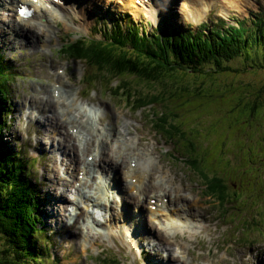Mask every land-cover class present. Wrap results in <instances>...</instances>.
<instances>
[{
	"label": "rangeland",
	"instance_id": "rangeland-1",
	"mask_svg": "<svg viewBox=\"0 0 264 264\" xmlns=\"http://www.w3.org/2000/svg\"><path fill=\"white\" fill-rule=\"evenodd\" d=\"M5 1L1 0L4 7L0 8V12L4 13L2 17L12 18L9 13L15 11H11L10 5ZM79 1L91 4L85 9L87 19H83V21L89 22L88 26H79L81 20L76 14L65 19L56 17L52 13L55 23L49 24V30L42 32L43 36H33V42L28 46L26 40H12L16 34L13 30L8 31L11 28L10 25L7 26L8 29L5 28L6 31L2 29L1 32L0 30V50H2L4 58L12 61L17 73V77L9 85L7 99L11 105V118L7 117L6 119L3 137L10 146L20 147L26 152L28 158H34L33 162L36 166L33 174L39 180V196L42 203L40 206L42 229L47 232H45V246L48 253L45 259L48 264H210V260L216 264H264V68H248L247 70L244 68L243 60L237 58L230 62L232 71L212 75L200 74L195 81L203 80L204 84L191 89L194 91L193 97L187 98L180 104H175V101L170 102L168 106L170 110L166 108L164 114L169 110V116L178 115L174 120L179 126V132L175 134V137L182 138L184 146L192 154L189 158L188 154L185 155V147L176 145L177 147L174 148L168 143V135H159L152 131L154 129L151 127L149 119L153 104L144 105L143 101H140L139 109L133 111L129 108L131 98L125 105L124 98H118V94L112 92L111 87L107 84L109 76H101L102 83L97 82L93 85L91 92L85 95L83 88L85 85L81 81L85 71L84 64L79 60L65 58L60 51L58 52L63 38L71 40L81 35L94 34L96 27L93 26V23L96 16L104 23L103 27L107 24H111L113 27L115 19H124L126 17L123 16L128 14V18H135L139 21L138 24L143 27L149 24L150 29L145 28L148 31H151L155 26L166 27L165 23H167L169 30L185 32L186 24H191L195 28V25L206 21L207 28L216 26L219 28L220 25L218 26L215 22H220L217 20L219 12L224 15L220 1L215 0L209 13L199 21L188 19V9L185 8L186 0H169L163 10L164 15L155 20L148 18L144 12L134 16L124 9L119 10V2L113 4L112 1L107 3L106 0ZM246 2L237 1V5H232L227 10L228 12H225L227 19L224 23L231 25L233 21L246 22L251 16L264 13V0H246ZM75 7L77 13L81 8V2L76 3ZM11 8L15 9V6ZM59 15H62V11H59ZM72 16L78 18L77 22ZM42 20L49 22L46 18ZM1 23H4V20ZM9 23L11 24V22ZM42 27L44 28V26ZM176 34L173 33V35ZM47 35L49 38L46 37ZM256 63L264 64V56L259 55ZM64 69L65 73L63 74ZM57 73L65 80H69V83L71 82L70 88L74 92L75 104L85 108L89 120L94 121V125L107 126V122L111 121L121 126L126 121L128 134L125 135V142L132 146L135 152L143 153L146 163L149 160L152 161L153 167H155L153 177H157V181L161 178L160 175H164L177 187L184 185L187 186L186 188H191L192 191H184L186 195L188 193V197H191L189 194L191 193L203 198L204 203L200 207L208 208L206 215L207 217L212 216L213 219L208 224L202 220L200 224L202 227L199 228L198 234H190L187 231H177L176 229L179 236L185 235L187 238L186 240H173L171 236L174 235L173 231L169 225L166 226L170 221L180 224L184 218L167 213L168 220L151 222L152 220L146 212L149 208L146 197L143 201V211L146 214L141 219L136 218L133 211L136 199L132 195L137 194L132 186L131 190L127 189L126 185L129 180L122 178V171L117 176L119 182L124 184L121 187H125V190L123 188L120 194L126 206L117 207L124 215H134L131 217L132 221H127L128 224L119 216V211L114 217L112 214L110 218L108 208H96L95 211L94 208L82 203L80 208L82 213L84 211L93 213L95 219L101 220L100 222L103 224L97 226L92 221L94 229H97V232L101 231V234L98 233V236L94 237V241L93 238L86 237L83 233L86 228L84 225L86 213L75 218L71 215V212L74 213L72 206H68V210H60V217L58 216L56 208L60 209V206L56 204L63 203L64 200L60 199L57 191H53L51 188L56 189L57 187L60 190H65V181L61 182V186L54 187L48 179L51 171L47 167H54L53 159L55 160V156L51 155L48 147L53 148L57 144L59 135L63 139L64 134L60 132V127L56 128L57 134L51 133L52 130L43 134L41 128L45 124H41L39 120L42 116H38L40 118L35 121L34 116L38 114V109L30 107L31 95L45 98V91L51 92V84L55 78L48 75ZM104 78H107V81ZM184 78L191 82L194 80L191 75H185ZM130 82L136 86L141 95L152 93V89L148 85L138 84L135 79ZM153 88L155 91L160 89L158 85H153ZM67 95L69 98L70 93ZM105 104L110 106L109 110ZM154 108L153 113L160 115L159 110H163L162 105L154 103ZM48 114H50L49 109ZM42 122H46V119ZM74 122L78 124L76 121ZM78 125L80 126V124ZM68 129H70L69 126ZM61 130L65 131L64 128ZM141 136L143 138L138 140ZM175 150L180 151V157ZM57 151L58 149H56V153ZM69 153H67L68 157ZM91 155L89 156L90 160H92ZM201 156H203V162L200 160ZM120 157L117 156V159L119 160ZM57 158H60L59 154H57ZM191 159L199 160V166L204 171L196 170L190 166ZM59 165V176L67 177L68 172H65V166ZM161 166H163L161 169L163 172L157 173ZM92 167L95 170L98 166L95 164ZM215 172L220 174L215 178L223 176L228 184L225 194L227 197L223 203L218 194L209 192V176H214ZM79 173L75 178L82 177V171ZM95 174L107 178V174L102 172L100 167L95 170ZM93 180L94 178L91 176L89 181ZM108 180L111 181L109 178ZM129 185L131 184L128 183ZM158 187L157 190L161 188L160 185ZM72 188L66 192V194H70L71 198L75 196V190ZM84 190L87 191V188L84 187ZM161 190L164 192V188ZM122 191L126 192L122 195ZM52 197L55 199L56 206L50 203ZM113 197L115 199V202L113 199V203L116 204L120 199L118 192H115ZM169 198L170 196L167 195V199ZM228 200L232 203L227 204ZM149 210L151 209L149 208ZM202 210L200 208L199 212ZM69 220L73 224L69 225ZM89 220L91 221V218ZM152 223L158 226L157 229H162L169 238L167 244L161 245L157 239L153 241V234L148 230H141L143 235L139 241L136 240L135 228L141 229L144 224L152 225ZM117 226L120 228L117 229ZM169 244L170 246H168ZM166 256H174L177 261L176 259L168 260Z\"/></svg>",
	"mask_w": 264,
	"mask_h": 264
},
{
	"label": "trees",
	"instance_id": "trees-1",
	"mask_svg": "<svg viewBox=\"0 0 264 264\" xmlns=\"http://www.w3.org/2000/svg\"><path fill=\"white\" fill-rule=\"evenodd\" d=\"M251 17L248 22L236 21L226 30L216 27L201 30L203 25L194 30L187 25L185 32L170 31L167 26H155L148 31L149 26L143 27L127 17L115 21L114 28L111 24L103 27V22L95 20L94 34L71 40L63 38L58 52L84 64L85 87L100 76H109L108 86L118 98H124L125 105L129 98L134 110L139 109L140 101L144 105L153 104L151 127L159 135H168V143L174 148L185 147L182 138L175 137L179 126L174 120L178 115L169 116L170 102L180 104L193 97L191 89L204 84L203 80L195 81L200 74L232 71L230 62L237 58L243 60L247 70L264 68V64L256 63L259 55L264 56V13ZM15 69L0 50V264H48L45 259L47 232L42 229V203L39 180L33 174L34 158H28L20 147L10 146L3 137L6 119L11 118L7 95L10 83L17 77ZM185 75H191L194 80H185ZM133 79L148 85L152 93L141 95L131 84ZM153 85H158L159 91ZM154 103L162 105L160 115L153 113ZM175 152L181 156L180 151ZM184 152L191 158L186 147ZM200 160L203 162V156ZM190 163L196 170H203L199 160L191 159ZM216 175L220 174L215 172L209 176L208 188L210 193H219L223 203L228 184L223 176L215 178Z\"/></svg>",
	"mask_w": 264,
	"mask_h": 264
},
{
	"label": "bare ground",
	"instance_id": "bare-ground-1",
	"mask_svg": "<svg viewBox=\"0 0 264 264\" xmlns=\"http://www.w3.org/2000/svg\"><path fill=\"white\" fill-rule=\"evenodd\" d=\"M106 1L107 3H109V1H112L113 4H117V2H119L120 3V5L118 6L119 10L124 9L134 16L139 14L140 12H144L147 14L148 18L155 20L156 18L159 19L164 15L165 12L163 10L169 0H154V4L152 6L147 5L146 7L142 5L143 0H137L138 1L137 4L135 3V0H106ZM214 1L215 0H186L185 8L188 9V13H187L188 19L190 18L189 20L191 21H195V19L196 21H199V19L204 17L205 14L209 13V10L212 8ZM219 1L222 7V11H223L222 13H224L223 15L219 12V18L217 19L220 20L219 23L221 26H224V24H222L221 21L225 22L227 19V15L225 12H227V10H229L232 7V5L233 6L237 5L236 3L237 1H239L240 3L242 1L247 3L246 0H219ZM7 2L10 5L9 9L11 11L14 10L15 12L13 13L10 12L9 14L11 15L12 18L7 17V19L2 17L4 13L0 12V30L1 32L3 30L6 31V29H8L7 26L10 25L11 28L8 31L13 30L16 34L15 36L12 37V40L13 41L26 40L27 46L33 42L32 40L33 36L36 37L43 36L42 32L46 31L47 29L49 30V24L51 22L55 23L52 13L53 15L55 14L54 16L56 17H63L65 19L67 17H71L72 14H76L78 17H80L81 20L79 22V26L81 27L85 25L88 26L89 24V22L85 20L83 21V19H87V12L85 9L87 8V6H90L91 4L88 5L83 1L6 0L5 3ZM78 2H81V8L78 9L76 13L75 5ZM12 6H15V9L11 8ZM23 6L32 9L33 13L28 16L22 15L20 9ZM0 8H4L1 0H0ZM59 11H62V15H59ZM131 11H133L134 13ZM25 14H27V12ZM72 17H74L75 19L74 21L77 22L78 18L75 16ZM45 18L48 19L49 22L42 20ZM127 19H129V21L138 22L135 18L130 19L127 17ZM3 20L4 23H1V21L3 22ZM95 20L100 21V18L96 16L94 19V23ZM119 20L115 19V21H119ZM9 22H11V24ZM42 26H44V28ZM107 26L109 25L107 24ZM46 37L49 38V35H47ZM74 60H78V59H74ZM62 73L63 74L65 73V69L63 70ZM48 76L55 78L54 82L51 84V92L48 93V91L46 90L45 98H41V97L39 98L36 97L35 95H31L30 107L38 109L37 111L38 114L34 116V118H36L35 121H37V118L38 119L40 118L38 116L40 115L42 116L39 120L41 121V124H45L41 128L43 130V134L48 130L49 131L52 130L51 133L57 134L56 128L60 127V132L64 134L63 139L66 140L64 142L61 135L58 134L59 138L57 139L56 142L57 144H55L53 148L48 147V150H50L51 155L55 156V160L53 159L54 167L53 166L47 167L49 168V171H51V174L48 179H50V182L54 185V187L61 186L62 184L61 182L65 181L64 189L66 191L60 190L57 187L56 189L51 188L49 186L51 190L57 191V195H59L60 199L64 200L63 203L56 204L60 206V209L59 207L56 208L59 217L61 214L60 210L64 209V211H67L68 206H72L74 213L71 212V215H73L75 218H78L80 217V215H84V213H86L88 216L86 215V217L84 218V225L86 226V228L84 229L83 233L84 236L89 238L91 237L94 240V237H97L98 233L101 234V231L97 232V229H94V227L92 226V221L97 226L99 225L102 226L103 224L102 222H100L101 220L99 221L95 219L93 213L89 211H84V213H82L80 209L81 204L85 203L84 205L89 206L90 208H94L95 211L96 208H108L110 210V214H109L110 218L112 214L114 217L119 211L117 206L120 205L126 206L125 201H123V197L120 194V191L123 190V188L125 190V187H121L124 184H121V182H119L117 176V174H120L121 173L120 171H122L121 173L123 174L122 178H124V180L126 179L129 180L126 185V187H128L127 189L131 190V188L133 187L132 189L135 188V190L138 192L135 193L137 195H132L133 197H135L134 199H136L135 202L136 205H134L135 207L133 209L136 218L141 219V217H144V215L146 214L145 211H143V207H144L143 201L145 197L148 207L152 210V211L149 210V208L146 210L148 217L150 218V220H152L151 222H154L155 220L158 221L163 219L168 220L169 217L166 215L167 213L169 215L173 214L178 218H184V220L180 224H177L174 221H170L167 224L166 227H168L169 225V228L171 229V231H173L172 233L174 235H171L173 237V240L176 241L186 240L187 237L185 235L179 236V233L177 232L178 230L183 232L187 231L190 234H195V233L198 234L199 228L202 227L200 225L202 220L206 224H208L213 219L212 216L207 217L206 215V213L208 212V208L200 207V205L204 203L203 202L204 200H202L203 198L201 199L200 197H197L196 194L193 195L191 193H189L191 197H188V193L187 195L184 193V191L187 190L190 191L191 188H186L187 186L185 187L184 185H179V187H177L174 185V183L173 184L171 183L170 179L164 177V175L159 174L160 175L159 177H161L159 181H157V177H153V174L155 173V167H153L154 164L152 163V161L149 160L148 163H146V160L143 158L142 155L143 153L140 154L138 152H135V149L125 142V135L128 134L126 130L128 124H126V121L122 123L121 126H118L117 123L114 124L111 121L107 122V126L98 127L97 125H94L93 124L94 121L92 122L89 120V116L87 115L85 108H82L80 106L78 107V105L75 104L74 92L70 88L71 82L69 83V80L68 81L65 80V78L59 75L58 73ZM82 78L81 81L84 83ZM97 82L102 83L101 76L93 80L90 86L84 87V91L86 95H88L91 92V90L93 89V85H95ZM68 93H70L69 98L67 95ZM105 106L106 108H108V110L110 109V106H108L107 104H105ZM60 108L62 109L61 111L58 110ZM48 109L50 114H48ZM44 119H46L47 123L42 122V120ZM74 121L80 124V126L76 124ZM68 126L70 129H68ZM61 128H64L65 131H62ZM141 138H143V136L139 137L138 140H141ZM56 149H58L57 153H56ZM66 152L67 153L70 152L68 154L70 155L69 157L67 156ZM57 154L60 155V158H57ZM90 154L93 155V159L91 163L86 160L87 156L89 157ZM117 156H121L119 160L117 159ZM148 157L150 156L148 155ZM58 163L62 164L61 166L63 167L65 166L64 170L65 172H68L67 177L59 176L60 165ZM135 163L136 165L134 166ZM91 164L92 165L96 164L98 167H100V170L107 174V178L95 174V170L98 167L94 170ZM162 168L163 166L159 168L160 169L159 171L157 170V173L161 171L163 172V170H161ZM68 169H70V171H68ZM81 171H82V177L75 178L77 177V174ZM91 176L92 178H94L93 181H89ZM108 178L111 181H109ZM135 179H137L136 182ZM130 181L135 182V184L131 183ZM128 183L131 185L128 186ZM159 185L161 186V188L157 190L159 188L158 187ZM71 187H73L76 194H78L77 197L71 198L70 194H66L67 191H70ZM84 187L87 188V191L84 190ZM163 188H164V192L161 190ZM115 192H118V195L120 196V199L116 204L113 203V199H114L113 195ZM125 192L126 191H122V195ZM167 195L170 196L169 199H167ZM103 198L104 200L102 201ZM50 199L52 200L50 201V203L55 205L54 197ZM69 200H71L70 203ZM158 201L161 202L160 206H162L163 209L162 208L154 209L153 205L158 204ZM83 208L84 210H86L85 207ZM200 208H202L203 210L199 212ZM166 209H168L167 212H165ZM90 211L92 210L90 209ZM73 216L71 217L74 218ZM119 216L122 217L123 220H125L126 224H128L127 221H132L131 217H133L134 215L133 214H131V216L124 215L119 211ZM89 218H91V221L89 220ZM70 224H73L71 220H69V225ZM157 227H158L157 225L155 226L152 223V225L144 224L141 227V229L135 228L134 232H135L136 240L139 241L141 235H143V232H141V230H148L149 233L153 234L154 237L153 241H156L157 239V241L161 242L159 244L161 245H164L165 243L167 244L168 242L167 240H169V238H167V236L165 235L162 229L161 231L160 229H157ZM118 228L120 227L117 226V229ZM188 236L190 235L188 234ZM168 246H170V244ZM166 258L168 260L176 259L174 256H166ZM209 262L210 264H216L211 260Z\"/></svg>",
	"mask_w": 264,
	"mask_h": 264
},
{
	"label": "snow or ice",
	"instance_id": "snow-or-ice-1",
	"mask_svg": "<svg viewBox=\"0 0 264 264\" xmlns=\"http://www.w3.org/2000/svg\"><path fill=\"white\" fill-rule=\"evenodd\" d=\"M21 12L23 13L24 12V9H21Z\"/></svg>",
	"mask_w": 264,
	"mask_h": 264
}]
</instances>
